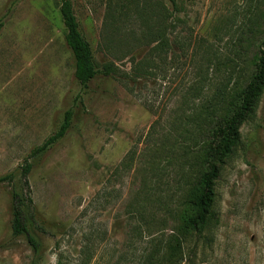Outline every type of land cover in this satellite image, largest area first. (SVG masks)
<instances>
[{
	"label": "rangeland",
	"instance_id": "obj_1",
	"mask_svg": "<svg viewBox=\"0 0 264 264\" xmlns=\"http://www.w3.org/2000/svg\"><path fill=\"white\" fill-rule=\"evenodd\" d=\"M175 1L176 9L167 0H71L95 61L125 76L99 74L82 88L59 0H0V176L18 178L30 151L73 111L65 136L28 160L38 264H147L173 231L181 264H264V89L216 181V220L200 233L181 230L203 169L189 171L187 121L250 78L264 21L253 40L245 34L264 19V0ZM162 8L172 26L157 55L136 13L156 25ZM11 187L0 186V264H29L26 240L12 237Z\"/></svg>",
	"mask_w": 264,
	"mask_h": 264
},
{
	"label": "trees",
	"instance_id": "obj_2",
	"mask_svg": "<svg viewBox=\"0 0 264 264\" xmlns=\"http://www.w3.org/2000/svg\"><path fill=\"white\" fill-rule=\"evenodd\" d=\"M167 1L176 9L175 0ZM59 3V14L65 28L64 40L73 56L74 77L78 84L85 88L99 74L103 76H119L123 80L125 76L122 75L120 68L114 63L98 64L95 61L90 44L79 28L71 0H59ZM148 9L151 8L149 7ZM136 16V20L141 24L140 27L145 28L144 31L140 32L145 33L141 35V40H148V43L152 44L151 50L155 54H165L169 47L166 36L171 25L168 9L162 8L161 14L156 18V25H152L153 21H151L154 16L150 17L152 24H148L147 20L149 19L141 18L139 13H136ZM129 18L126 10L122 9L120 21L122 20L125 23ZM259 19V22L257 20L250 22V26L246 29L247 34H245V37L248 36L249 39H254L255 29L263 27L261 22L264 19ZM1 26L2 23L0 21V28ZM119 28L115 27L113 29L118 31ZM256 31L258 32V30ZM257 40L258 44L252 62L253 69L248 81L237 91H233V93H225L223 91L210 107L192 115L187 121L191 129L184 130V140L190 143L187 149H191L192 153L187 165L189 171L197 166L203 169L198 174L195 183L193 185L190 184L191 192L185 203L190 207L192 216H183L182 231L185 228L186 231L200 233L210 221L216 220V216L211 210L216 181L240 141V127L255 109L264 89V36L260 35ZM235 56L239 62L244 61L241 57L240 49ZM148 64L145 63V65ZM199 91L197 89V92ZM72 117V109L65 110L56 130L39 146L34 147L30 151L24 164L19 167L20 174L18 178L16 171L0 176V186H12L9 190L12 237H23L26 240L33 252V260L29 264H38L42 244L39 237L33 232L35 211L32 207L33 203L30 198V188L27 179L32 169V164L28 160L44 154L49 148L58 143L68 131ZM252 136V138H255V134ZM183 178L186 179V175ZM16 179L20 180L23 185L21 191H18L14 185ZM185 185L187 186V184ZM86 251H88V248ZM182 261V243L178 235H176V231H173L168 236L159 259L149 258L147 264H181ZM59 264L61 263L59 262Z\"/></svg>",
	"mask_w": 264,
	"mask_h": 264
}]
</instances>
